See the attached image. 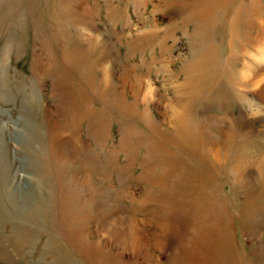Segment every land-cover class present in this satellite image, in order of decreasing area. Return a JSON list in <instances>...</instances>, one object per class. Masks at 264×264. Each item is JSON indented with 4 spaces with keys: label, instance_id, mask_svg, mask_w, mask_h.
I'll return each instance as SVG.
<instances>
[{
    "label": "rangeland",
    "instance_id": "374dc122",
    "mask_svg": "<svg viewBox=\"0 0 264 264\" xmlns=\"http://www.w3.org/2000/svg\"><path fill=\"white\" fill-rule=\"evenodd\" d=\"M263 88L264 0H0V264H264Z\"/></svg>",
    "mask_w": 264,
    "mask_h": 264
},
{
    "label": "bare ground",
    "instance_id": "6f19581e",
    "mask_svg": "<svg viewBox=\"0 0 264 264\" xmlns=\"http://www.w3.org/2000/svg\"><path fill=\"white\" fill-rule=\"evenodd\" d=\"M83 9H84V11L85 12H87V11H89L88 10V8L87 7H84V5H83ZM99 39V38H98ZM250 75V74H249ZM257 78V77H256ZM256 78H253L254 80L256 79ZM260 80V79H259ZM257 82V81H256ZM260 83V82H259ZM264 89V88H263ZM31 101H30V100ZM29 99H25L26 101L24 102V107H23V110L24 111H27V112H31V109H32V102L33 101H36V99H34V98H29ZM37 102V101H36ZM130 109V108H129ZM26 122L28 123V124H30V121L29 120H26ZM0 143L1 144H3L4 142H2L1 140H0ZM1 157V159L3 158L2 156H0ZM30 196V195H29ZM26 198H27V195L25 196ZM29 198V197H28Z\"/></svg>",
    "mask_w": 264,
    "mask_h": 264
}]
</instances>
